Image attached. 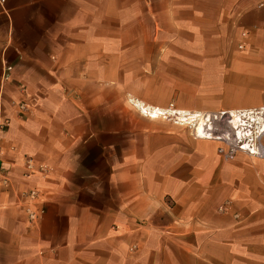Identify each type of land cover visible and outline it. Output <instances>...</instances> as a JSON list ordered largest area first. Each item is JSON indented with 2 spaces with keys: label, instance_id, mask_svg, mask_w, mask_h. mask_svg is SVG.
Here are the masks:
<instances>
[{
  "label": "crops",
  "instance_id": "crops-1",
  "mask_svg": "<svg viewBox=\"0 0 264 264\" xmlns=\"http://www.w3.org/2000/svg\"><path fill=\"white\" fill-rule=\"evenodd\" d=\"M240 39L252 48L232 64L264 73V0H4L0 264H264V131L263 154L224 159L126 110L127 67L155 72L161 56L166 73L223 71L200 59L207 42ZM25 156L48 173L23 177Z\"/></svg>",
  "mask_w": 264,
  "mask_h": 264
},
{
  "label": "rangeland",
  "instance_id": "rangeland-1",
  "mask_svg": "<svg viewBox=\"0 0 264 264\" xmlns=\"http://www.w3.org/2000/svg\"><path fill=\"white\" fill-rule=\"evenodd\" d=\"M252 43L249 39L207 42V50L211 49L209 51L213 53L210 52L200 59L223 64V71L190 74L166 73L160 69L164 61L161 56L151 58L152 62L158 60L159 63L155 72H150L144 66L140 72L132 71L133 66L127 67V113L139 117L143 123L148 120L156 122L155 132L158 134H183L188 136L191 142L196 139L215 142L217 151L223 158H231V155L225 157L224 153L219 151L220 148H223L225 152L229 151L230 147L235 144L230 111L243 114L244 120L247 121L255 113L264 116V110H262L264 107V73L238 71L237 65L232 64V60L236 58L235 55L250 50ZM149 59L144 58L147 62ZM190 80L193 81L189 82ZM141 98L147 100L148 103L145 104L165 109V114L157 118H150L143 114L130 101ZM177 111L196 113L200 116L179 121L174 116ZM200 119H203V129L211 133L213 138L196 136L195 125ZM260 138L261 135H255L254 142L256 145L263 146ZM157 139L158 143L163 141Z\"/></svg>",
  "mask_w": 264,
  "mask_h": 264
},
{
  "label": "built area",
  "instance_id": "built-area-1",
  "mask_svg": "<svg viewBox=\"0 0 264 264\" xmlns=\"http://www.w3.org/2000/svg\"><path fill=\"white\" fill-rule=\"evenodd\" d=\"M4 3V0H0V4ZM3 77L6 78L8 76V71L11 69V66L8 64H4L3 66ZM36 105V100L34 98H31L29 100H21L19 102H17L15 104V108L16 110H18L19 113L25 112V111H29L31 110L33 107H35ZM264 110V107L263 109ZM261 112V111H260ZM264 113V112H263ZM143 114L147 115L146 113L143 112ZM165 114V113H164ZM241 116H243V114H239ZM175 118L179 121H185L190 119V115L186 112H182V111H177L174 114ZM256 116H263L262 114L257 115V113H255L254 115H251L249 118V121L253 124L255 123L257 126L258 123L257 121L254 122V117ZM243 119L245 118L244 116L242 117ZM247 121V120H246ZM9 120L7 118H2L0 120V157L3 153V147H2V141H3V134L6 130V126L8 125ZM253 137H247L246 141L250 144V147H255V151L256 153L251 152V148H247V149H241L240 146H242V143H240L241 141H243L244 139H236L234 142L235 144L230 147L229 151H226L223 148H220L219 151L224 153L225 157H229L230 155L233 154V152L237 151V150H243L248 152L249 154L252 155H261L263 154V147L261 145H256L254 142V138L252 140ZM219 139V138H218ZM240 141V142H238ZM1 160V158H0ZM21 174L23 177L27 178L29 176L32 175H41L44 176L48 173V167L46 164L41 163V162H36L31 156H25V158L23 159V163H22V167H21ZM10 185V180L9 178L4 174V172L0 169V186H6L8 187ZM20 196L24 201V207L23 210L26 214V217L29 221V223H36L44 214L45 208L43 206V202L41 199V192L38 188L36 187H31L28 188L27 190H23L20 192Z\"/></svg>",
  "mask_w": 264,
  "mask_h": 264
},
{
  "label": "bare ground",
  "instance_id": "bare-ground-1",
  "mask_svg": "<svg viewBox=\"0 0 264 264\" xmlns=\"http://www.w3.org/2000/svg\"><path fill=\"white\" fill-rule=\"evenodd\" d=\"M142 112L148 114L150 117H158L159 115H162L165 113V109H152L150 107L144 106V107H139ZM154 108V107H153ZM232 113V118H231V123H232V129H233V134H234V139H244L243 141H238L242 143L241 149H247L251 148L250 144L246 141L247 137H253L256 135H261L263 133V122H264V116H256L254 117V121H257L258 125L254 123V125L248 120H244L240 113H237L235 111H230V114ZM190 115V118H194L196 116H200V114L196 113H188ZM180 120V119H179ZM203 119H200L199 122L196 123L195 125V132L197 136H201L204 138H213L211 133H208L203 129L202 126ZM258 133V134H256ZM252 138V140H253ZM251 152L256 153L255 147L251 148Z\"/></svg>",
  "mask_w": 264,
  "mask_h": 264
}]
</instances>
